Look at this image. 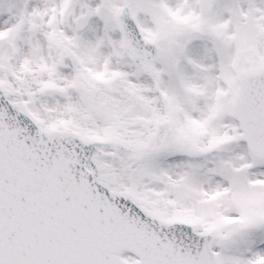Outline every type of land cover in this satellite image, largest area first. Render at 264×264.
Instances as JSON below:
<instances>
[{
	"label": "snow or ice",
	"instance_id": "6c2138e0",
	"mask_svg": "<svg viewBox=\"0 0 264 264\" xmlns=\"http://www.w3.org/2000/svg\"><path fill=\"white\" fill-rule=\"evenodd\" d=\"M0 264H264V0H0Z\"/></svg>",
	"mask_w": 264,
	"mask_h": 264
}]
</instances>
